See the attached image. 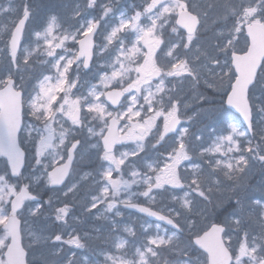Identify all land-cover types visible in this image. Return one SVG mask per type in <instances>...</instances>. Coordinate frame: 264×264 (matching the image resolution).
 Instances as JSON below:
<instances>
[{
  "label": "snow or ice",
  "instance_id": "6c2138e0",
  "mask_svg": "<svg viewBox=\"0 0 264 264\" xmlns=\"http://www.w3.org/2000/svg\"><path fill=\"white\" fill-rule=\"evenodd\" d=\"M132 7L128 15L84 0L66 19L50 13L33 30L31 0L0 8V17L13 13L0 27L7 60L0 68V264H49V244L86 248L87 233L65 240L29 220L46 204L67 224L68 200L85 183L93 190L83 211L110 221L106 242L119 252L101 248L103 264H173L162 260L173 253L181 257L175 264H264V199L247 196L253 169L264 170V0ZM185 86L200 104L197 115L224 114L211 145L190 132ZM209 89L220 98L217 109L205 107ZM85 160L95 167L79 175ZM35 185L56 193L55 202L42 200ZM121 205L157 222L131 260L114 219ZM219 209H230L223 220ZM252 223L258 233L249 232Z\"/></svg>",
  "mask_w": 264,
  "mask_h": 264
},
{
  "label": "rangeland",
  "instance_id": "374dc122",
  "mask_svg": "<svg viewBox=\"0 0 264 264\" xmlns=\"http://www.w3.org/2000/svg\"><path fill=\"white\" fill-rule=\"evenodd\" d=\"M33 1H34V7L37 6V17L32 21V23H31V25L29 27L30 30H33V29L37 28L35 26V23L40 19L41 12L43 13V8L48 7V6H51V7H55L56 6V0H33ZM74 1L79 3L80 0H74ZM113 1H115L117 3V2H120V1H124V0H104V3H109V2H113ZM126 1H131V0H126ZM136 1H138L136 3L137 6L141 5L142 0H136ZM116 3H113L112 6L114 7V4H116ZM8 4H9V2H8ZM11 5H14V4H11ZM9 6L10 5L2 7L0 5V8H8ZM14 6H16V5H14ZM114 9H116V8L114 7ZM116 10L118 11V9H116ZM120 10H124L128 15H131V14L134 13L135 9L134 8H132V9L121 8V9H119V11ZM12 16H13V13H5L3 17H0V27H3L5 24L9 23V20L12 18ZM61 18L62 19H66L67 17H61ZM207 37H208V39H210V34H207L206 36L202 37V42L205 39H207ZM31 43L34 44V37L32 38ZM263 183H264V178H263V181L260 184L254 185L253 189L250 191V195L253 197V199H261V198L264 197V186H263ZM82 187L86 188V195L83 196V198L77 196V197L69 200V202H70V214H69L70 219L68 220V222L71 221L70 224H72V225H75L77 221L81 220L82 216L83 217L86 216L85 215L86 212L83 211V205L85 203L89 202L90 197L88 196V193L93 190V189L89 190V188L87 186H82ZM59 202L62 205L64 201L63 200H59ZM75 217L77 218V220L73 221V218H75ZM29 220H30V227H32L33 229H35V230H37L39 232H43L45 235L52 234V232H50L51 231V227L50 228H48L46 226L45 227H40V225L35 222V219L31 218V217L29 218ZM91 220L94 221V220H96V218L93 215H91ZM25 242H27V240ZM233 243L234 244L236 243V237L233 238ZM45 250H46V248L43 249L44 253H45Z\"/></svg>",
  "mask_w": 264,
  "mask_h": 264
},
{
  "label": "bare ground",
  "instance_id": "6f19581e",
  "mask_svg": "<svg viewBox=\"0 0 264 264\" xmlns=\"http://www.w3.org/2000/svg\"><path fill=\"white\" fill-rule=\"evenodd\" d=\"M69 3L71 4H76L77 2H75L74 0H67ZM136 0H131V1H120V2H117L116 4H114V7L116 9H121V8H125V9H132L133 5H136L137 6V2ZM84 0H80L79 3L83 4ZM95 15H99V10H96V12L94 13ZM203 90V89H202ZM206 91V94L209 95V98H210V103H207L205 105L206 108H212V109H217L219 108V105H220V98L218 96H215L211 90H205ZM184 99L187 101L188 103V107L190 108H194L196 110H199L200 109V104L198 101L196 100H193L189 97H187L185 94H184ZM198 129L201 131V135H203V137H207L208 134H209V129H210V125L208 123V118L207 117H198ZM263 176H264V170H261L260 166L258 165L256 170H255V178H256V182H258L257 184H260L263 180ZM247 196L252 198L253 197L250 195V192H247ZM198 207L200 208H203L205 206V202H202L201 200L198 201V204H197ZM209 208H211V206H209ZM43 219L45 221H49L47 222L46 224L50 223L51 220L53 219V216L52 215H46L44 214V217ZM51 225L54 226V223L51 222ZM61 246H64V244H60ZM89 249H92L91 246H89ZM77 255L78 257L82 258L84 257L83 259L87 258L88 257V253L84 256V253L83 252H77ZM52 264H62V262L58 261V260H53L52 261Z\"/></svg>",
  "mask_w": 264,
  "mask_h": 264
},
{
  "label": "flooded vegetation",
  "instance_id": "af4514ba",
  "mask_svg": "<svg viewBox=\"0 0 264 264\" xmlns=\"http://www.w3.org/2000/svg\"><path fill=\"white\" fill-rule=\"evenodd\" d=\"M88 79H91V78L89 77ZM186 112H187V116H192L193 117V119L191 120L193 128H195V129H193V133L200 134L201 131L198 129V120H197L198 117H199V115H197L198 111L193 108L192 111H186ZM185 119H187V117H185ZM85 135H86V133H85ZM207 139L209 141H211L213 139V136H212L211 133H209L208 136L204 138V141L207 140ZM94 167L95 166L90 164L87 160L82 161V162H80V164L77 167V173L79 175H83V173L92 172ZM79 175L74 176L73 180H78L79 179ZM35 187H36V190L40 193L41 198H44V199L47 200L49 196H52L53 200L55 202V197L57 195L56 193L50 192L43 185H35ZM85 192H86V188L85 187H81L80 191H79V194H78V197L83 196ZM65 199L66 198L63 197L62 195L60 196V200L65 201Z\"/></svg>",
  "mask_w": 264,
  "mask_h": 264
},
{
  "label": "trees",
  "instance_id": "16d2710c",
  "mask_svg": "<svg viewBox=\"0 0 264 264\" xmlns=\"http://www.w3.org/2000/svg\"><path fill=\"white\" fill-rule=\"evenodd\" d=\"M222 211L221 212H218L217 211V217L220 219V220H222L223 218H224V213H226L227 211L226 210H224V209H221ZM211 211V210H210ZM220 211V210H219ZM255 223H252V224H250L249 226H248V228H251V226H256L257 227V225H254ZM136 236H138V234H137V231H136ZM134 237V236H133ZM134 239H135V237H134ZM135 242H137L136 240H135ZM131 243V242H130ZM130 246V245H129ZM140 246H142V245H140ZM135 248H136V245L135 244H133L132 246H131V254L130 255H132V254H134V251H135Z\"/></svg>",
  "mask_w": 264,
  "mask_h": 264
},
{
  "label": "water",
  "instance_id": "95a60500",
  "mask_svg": "<svg viewBox=\"0 0 264 264\" xmlns=\"http://www.w3.org/2000/svg\"><path fill=\"white\" fill-rule=\"evenodd\" d=\"M132 210H134V209H132ZM135 212H137L136 210H134ZM143 215V214H142ZM145 216V215H144ZM147 217V216H146ZM147 218H149L150 220H153V221H155L154 219H152V218H150V217H147ZM156 222V221H155Z\"/></svg>",
  "mask_w": 264,
  "mask_h": 264
}]
</instances>
